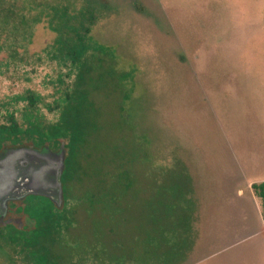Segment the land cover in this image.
<instances>
[{"label":"rangeland","instance_id":"1","mask_svg":"<svg viewBox=\"0 0 264 264\" xmlns=\"http://www.w3.org/2000/svg\"><path fill=\"white\" fill-rule=\"evenodd\" d=\"M89 1L85 34L84 0H0V123L56 136L51 106L89 58L93 145L133 149V182L111 208L67 200L50 253L0 238V264H264V0Z\"/></svg>","mask_w":264,"mask_h":264},{"label":"trees","instance_id":"2","mask_svg":"<svg viewBox=\"0 0 264 264\" xmlns=\"http://www.w3.org/2000/svg\"><path fill=\"white\" fill-rule=\"evenodd\" d=\"M89 3V0H84L86 6L84 15L88 17L87 26L83 29L85 34L89 33L90 26L95 19ZM103 7H107V5L104 3ZM66 28H71L74 32L77 31V28L73 29L71 26ZM78 67L79 72L74 87L70 89L66 84L64 88H59V96L56 98L58 102L52 105L53 107L51 106V108H60L58 119L51 125L48 124L51 127L50 131L53 130L56 136L53 135L50 139L44 138L42 144L36 143L31 136H28V128L23 129L18 126L12 112L6 113L7 123H0V150L7 144H32L36 147L47 144L52 149H57L60 142L64 141L67 151L64 161L65 167L61 176L64 195L63 206L57 208L45 197L29 195L21 202L20 206L26 215L33 219V223L26 227L30 231L26 234L21 231L4 232L2 229L13 227L4 228L0 225V238H4L1 242L8 243L5 237L10 239L14 249L17 247L21 250L29 248L30 252L35 253V255L50 253V248L59 242L60 233L66 230V219L68 218L65 213L74 211L73 209H66L67 200L77 202L72 208L79 207L81 204L89 207V209H93L95 205H99L101 208H111L115 206L118 197V192L114 186H118L120 179L129 181V184L131 181L133 182L130 171L131 163L134 162L133 149L132 152H126L124 146H121L122 143L107 145L104 149L93 145V139L96 138L97 130L100 127L97 121L100 109L97 101L92 98V92L97 90L98 86H90L92 66L89 63V58L80 59ZM107 73L120 78L124 84L128 79L127 73H118L116 69L114 72L108 71ZM60 81L62 82L61 79ZM127 96L129 97V94ZM21 98L27 100L29 105H33L36 99L31 92H26ZM51 108L49 107V109ZM123 111L124 109H122V113ZM123 114V118H129L127 113ZM6 137L12 138L6 140ZM99 152H103L105 155V170L98 165L91 168L87 163L83 164L82 158H91L92 160L94 157L99 161ZM90 154L92 155L90 156ZM251 189L260 200L261 217L264 222V181L253 183ZM20 236L24 237L23 241ZM35 255L32 254L36 258ZM92 256L96 259L95 255ZM111 258V261L114 262L112 264H121L118 257ZM82 261L83 257L81 256L76 259L75 264Z\"/></svg>","mask_w":264,"mask_h":264},{"label":"water","instance_id":"3","mask_svg":"<svg viewBox=\"0 0 264 264\" xmlns=\"http://www.w3.org/2000/svg\"><path fill=\"white\" fill-rule=\"evenodd\" d=\"M65 142L57 149L49 145L36 147L32 144L5 147L0 151V224L5 219L10 202H23L29 195L47 198L55 207L64 202L61 176L66 156ZM22 227L20 218L13 219Z\"/></svg>","mask_w":264,"mask_h":264},{"label":"flooded vegetation","instance_id":"4","mask_svg":"<svg viewBox=\"0 0 264 264\" xmlns=\"http://www.w3.org/2000/svg\"><path fill=\"white\" fill-rule=\"evenodd\" d=\"M11 146H21L19 144H15V145H10V144H7V146H4L3 148L5 147H11ZM2 150V149H1ZM94 154V153H93ZM66 155H67V151H66ZM92 154H90L91 156ZM99 161H97L96 158H86V159H83L82 158V161H83V164L87 163L89 167L91 168H95V166H99L101 168H103L104 170L106 169V165H105V155L103 152H99ZM9 209L6 213V216L4 218L5 219H12L11 222L7 223L6 225H2L0 224L1 226H3L4 228H6L7 226H11L13 228H7V229H2L4 232H7V231H10V232H18V231H21L22 233L26 234L28 233L30 230L26 229L27 226H29L30 224L29 223H33V219L31 217H28L25 213L24 210L21 209V206L20 205H17V203L15 202H10L9 205H8ZM15 218H20L23 225L21 228H18L17 225L18 223H14L13 222V219ZM31 223V224H32Z\"/></svg>","mask_w":264,"mask_h":264}]
</instances>
